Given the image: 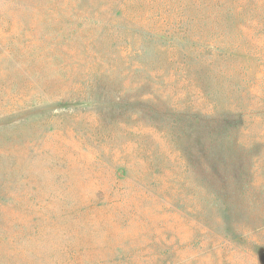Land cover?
Returning a JSON list of instances; mask_svg holds the SVG:
<instances>
[{
	"label": "rangeland",
	"instance_id": "374dc122",
	"mask_svg": "<svg viewBox=\"0 0 264 264\" xmlns=\"http://www.w3.org/2000/svg\"><path fill=\"white\" fill-rule=\"evenodd\" d=\"M0 264H264V0H0Z\"/></svg>",
	"mask_w": 264,
	"mask_h": 264
}]
</instances>
